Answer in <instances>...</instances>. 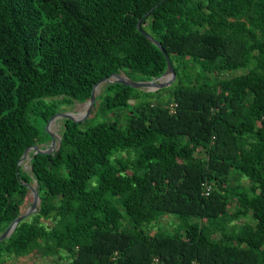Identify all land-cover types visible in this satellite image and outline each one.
Listing matches in <instances>:
<instances>
[{
    "label": "trees",
    "instance_id": "trees-1",
    "mask_svg": "<svg viewBox=\"0 0 264 264\" xmlns=\"http://www.w3.org/2000/svg\"><path fill=\"white\" fill-rule=\"evenodd\" d=\"M137 19L173 81L101 84L102 120L60 118L57 150L23 171L61 105L109 74L165 70ZM32 181L37 209L0 241V264H264V0H0V232ZM170 216L171 233H150Z\"/></svg>",
    "mask_w": 264,
    "mask_h": 264
},
{
    "label": "water",
    "instance_id": "water-1",
    "mask_svg": "<svg viewBox=\"0 0 264 264\" xmlns=\"http://www.w3.org/2000/svg\"><path fill=\"white\" fill-rule=\"evenodd\" d=\"M136 28L139 30L141 34H143L151 43H153L161 52V54L164 57L165 60V70L157 77L152 78L150 80H144V81H139V80H131L128 77H126L124 74H119V73H112L109 74L108 76H105L96 82H94L90 88V93L85 100L84 105H85V110L81 114L80 117H75L72 115L71 112H62V113H54L51 116L47 118V120L44 122V125L47 124L51 119L55 118H61V119H66L71 122H82L84 121L83 119L86 118V116L89 114L91 111V107L94 101V96L97 92L98 87L101 84L104 83H120L123 85H127L132 88H137V89H142L144 91H154L160 88L167 87L170 85V83L174 79V71L171 67L170 61L168 60V57L162 47L160 46L159 42L156 40L152 39L148 34H146L143 30L139 29V19H137L136 22ZM47 134V133H46ZM48 138H49V143L51 147H46V148H40L38 144L30 145L26 147L23 150V153L17 160L16 165L20 163V161L24 158V156L27 154L29 151L30 155L28 156L27 162L29 161L30 157L34 155L35 153H53L57 150L58 145H59V136H53L50 133H48ZM25 187L28 189V201L29 204L28 206L25 207V209L17 215L15 218L11 220V222L0 232V241L3 240V238L7 237L11 231L13 230L14 226L21 221L23 218L31 214L32 212H35L37 209V204H38V196H37V185L35 184L34 186L30 184H24Z\"/></svg>",
    "mask_w": 264,
    "mask_h": 264
},
{
    "label": "rangeland",
    "instance_id": "rangeland-1",
    "mask_svg": "<svg viewBox=\"0 0 264 264\" xmlns=\"http://www.w3.org/2000/svg\"><path fill=\"white\" fill-rule=\"evenodd\" d=\"M119 74L123 75L122 72ZM98 91L96 92V94L98 93ZM151 92H153V91H151ZM155 97H157V96H155ZM98 102H99V100H97L95 107L92 109V113L90 114V112H89V114L86 116L85 119H88V118H91L92 116H94L93 119H88L87 124L94 123L97 120H102V118L104 117V112L99 108ZM84 110H85L84 103L74 102L73 104H69V105L68 104L67 105H61L59 107V109L56 110L55 113L71 112L73 116L80 117L81 114L84 112ZM79 111H80V113H79ZM85 119H83V120H85ZM36 126L38 127V129L40 131L42 129L44 130V125L42 127V122L37 121ZM60 126H61V119L60 118L51 119L47 125V132H46L47 135H48V133H50L51 135H53L55 137L59 136L58 132H59ZM38 146H40V148L41 147L46 148L49 146L51 147L49 142L41 143ZM28 154H29V151L27 152V154L24 156V158L19 163V165H21V169L23 171H28V162H27V159L29 156ZM236 179H237V176H232L231 179L227 181V184L230 182L231 183L245 184V182H247L243 177H239V180H237V181H236ZM30 185L34 186L35 185L34 181H32V183ZM28 204H29V201L27 198L24 209L26 206H28ZM170 218L173 221L175 220L174 216H170ZM160 220H162V219L160 218ZM175 223H176V220H175L173 225L172 224L157 223L151 227L150 233L154 232L156 229L161 230V231L166 232V233H171ZM3 264H61V263L55 262L54 259L51 257H39V256H36L33 254H28V255L22 256V257H14V256L5 257Z\"/></svg>",
    "mask_w": 264,
    "mask_h": 264
},
{
    "label": "built area",
    "instance_id": "built-area-1",
    "mask_svg": "<svg viewBox=\"0 0 264 264\" xmlns=\"http://www.w3.org/2000/svg\"><path fill=\"white\" fill-rule=\"evenodd\" d=\"M167 107H168V111L170 113H173L175 111L176 104L174 102H170ZM211 188H212L211 183H209L207 181L201 182L200 183L201 195L207 196L209 194ZM155 261H156V259H154V262ZM191 264H196V263L192 262Z\"/></svg>",
    "mask_w": 264,
    "mask_h": 264
},
{
    "label": "bare ground",
    "instance_id": "bare-ground-1",
    "mask_svg": "<svg viewBox=\"0 0 264 264\" xmlns=\"http://www.w3.org/2000/svg\"><path fill=\"white\" fill-rule=\"evenodd\" d=\"M78 113V112H77ZM79 113H80V111H79ZM49 123V122H48ZM48 123L47 124H45V130L47 131V125H48Z\"/></svg>",
    "mask_w": 264,
    "mask_h": 264
}]
</instances>
